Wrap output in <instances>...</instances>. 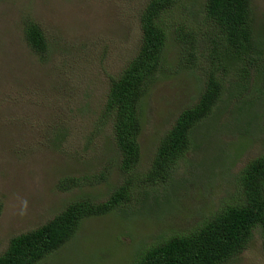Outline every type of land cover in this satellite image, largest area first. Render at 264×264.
<instances>
[{
    "label": "rangeland",
    "instance_id": "374dc122",
    "mask_svg": "<svg viewBox=\"0 0 264 264\" xmlns=\"http://www.w3.org/2000/svg\"><path fill=\"white\" fill-rule=\"evenodd\" d=\"M148 1L0 0V255L11 238L42 226L70 202L89 197L101 203L129 178L120 169L111 123L102 115L111 81L139 50L140 17ZM185 2L188 6L179 4L170 15L172 66L144 97L142 159L132 200L82 221L76 237L39 264H127L145 246L208 219L232 198L248 162L264 153V90L258 92L257 80L247 92L227 83L226 108L197 130V147L170 180L156 186L141 182L160 139L197 102L205 74L217 68L209 52L213 33L201 7L205 0ZM253 2L255 29L264 32V0ZM27 19L46 34V60L27 44ZM179 22L188 24L184 32L198 50L193 66L179 60L185 48L175 35ZM227 77L237 82L235 75ZM248 99L254 103L247 107ZM227 121L233 127L226 128ZM101 174L105 179L96 183ZM70 177L83 184L61 191L60 181ZM262 242L258 229L229 264H264Z\"/></svg>",
    "mask_w": 264,
    "mask_h": 264
},
{
    "label": "trees",
    "instance_id": "16d2710c",
    "mask_svg": "<svg viewBox=\"0 0 264 264\" xmlns=\"http://www.w3.org/2000/svg\"><path fill=\"white\" fill-rule=\"evenodd\" d=\"M185 1L188 0L148 1L140 17L139 50L111 81L102 117L111 123L120 169L129 178L105 201L96 203L94 199L81 197L37 229L14 236L0 255V264H39L74 239L82 221L108 215L132 200L137 182L134 172L142 159L139 139L143 130L144 97L157 76L172 66L168 58L173 30L170 15L179 4L188 6ZM201 7L213 33L208 39L209 52L217 68L205 74L197 102L183 109L160 139L151 168L141 180L146 186L168 182L177 166L197 147V130L226 108H222V101L227 83L237 84L247 92L257 80L258 92L264 90V32L255 29L257 14L253 0H205ZM187 27L184 22L175 26L178 41L185 45L184 52L178 55L182 66H193L199 54L192 37L188 39V33L186 36L184 32ZM24 34L32 52L46 60L50 46L39 24L25 20ZM234 75L237 82L228 81L227 76ZM245 100L244 106L254 103ZM224 126L231 128L233 124L227 121ZM104 179L105 174H101L95 182ZM82 184L80 179L70 177L62 179L58 188L68 191ZM1 208L0 205V213ZM258 229L264 250V153L248 162L237 177L232 198L208 219L186 233L173 234L145 246L127 264H229L248 248Z\"/></svg>",
    "mask_w": 264,
    "mask_h": 264
}]
</instances>
